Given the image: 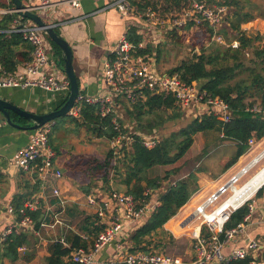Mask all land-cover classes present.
Masks as SVG:
<instances>
[{
	"label": "trees",
	"instance_id": "trees-1",
	"mask_svg": "<svg viewBox=\"0 0 264 264\" xmlns=\"http://www.w3.org/2000/svg\"><path fill=\"white\" fill-rule=\"evenodd\" d=\"M9 1L10 3H7L6 0H0V9L9 10L14 7L12 0ZM166 1L169 2L170 0ZM183 1L189 3L188 7L182 13L178 15L170 14V16H165L160 7L151 3V1L136 0L134 4L141 10L153 8L164 20H174L184 16L193 4V0H174L177 6H180ZM206 1L211 6L233 8V19L227 13L224 15L222 25L217 29L210 26L207 21L202 22L200 25L189 21L183 27L163 32L162 36L165 37L166 41L177 46H182L186 43L188 37L192 39L195 34L203 36L200 53L170 70L169 74H177L187 84L197 86L212 98L221 99L229 108L231 121L223 123L213 114L207 113L202 118L189 123L179 132L172 134L171 137L164 138L154 149H147L142 144L141 138L136 135L131 147L128 150L125 148L121 150L122 153L119 158L115 156L114 149L109 150L104 159L92 155H80L81 158L86 159V162L77 164L74 171L88 180L86 185H82L83 193L92 194L98 188V182L103 184L104 188L102 190L108 192L111 188V181L118 178H120V185L124 186L125 193L133 195L136 199L141 198L147 188L161 190L163 184L166 181L169 182L181 169L169 170L165 176L157 178H149L148 172L155 167L174 166L179 163L189 152L194 144L195 137L200 133L221 134L225 140H231L235 143L232 148L224 147L228 162L221 172L227 171L247 153L250 148V140L254 139L259 142L264 138V44L260 36L249 37L241 28L242 23H247L253 19L252 15L245 12L250 2L247 0V4L243 0ZM16 18H20L19 14L5 15L0 22V76L3 72L14 73L19 66H25L32 60L33 46L24 40L21 34L10 32ZM23 21L27 22L28 19H23ZM57 32L59 33V30ZM215 35L221 37L224 43L213 40ZM46 38L52 47L54 56L59 58L58 64L64 72L65 63L60 47L51 41L48 36ZM127 38L136 47L137 56H153L155 54L154 56L157 59L160 56V48L154 49L151 45L144 48L140 47V44L146 41V37L138 34V27H129ZM234 41L239 42V48L234 49L231 46ZM155 51L158 54L154 53ZM247 55L252 56L251 60H247ZM172 107H174V103L171 98L163 99L158 96H149L144 104L135 105L133 112H129L130 120L134 119L136 129L141 132L152 130L153 126L150 122L147 125L141 122L143 116L147 113L156 112L158 109ZM255 107L260 111H254ZM180 116V114H177L174 118L177 119ZM68 117L77 127L83 126L86 128L90 139H105L111 142L121 133H127L123 122H120V130L116 129L113 123L114 115L102 117L99 105L82 103L80 118ZM13 118L26 124L25 121L14 114ZM52 139L53 133L50 137V144L58 157L61 155V151L53 146ZM222 141L220 137L217 139L211 153L207 152L209 146H205L203 153L199 156V162L201 158L204 160L201 166L204 171H193L184 179L169 182L168 188L160 194V205L145 224L133 231L130 238L133 244V252H148L151 249L162 250L161 243L163 242L154 243L152 241L153 237L165 234L163 229L166 223L174 218L199 190L198 173L208 171V157L213 155L214 149L221 145ZM65 171H68V168L67 170L63 169V173ZM213 173H216V171L213 170ZM218 175L216 173L214 177ZM32 177L35 178L32 191L28 194L16 195L11 203L18 221L21 219L19 211L24 207V204L41 190V183L37 180V176ZM262 189L257 193L258 198L262 195ZM249 214L248 202L231 215L226 229L236 228ZM27 215L33 219L36 228L40 229L45 218L43 211L41 209L35 212L28 211ZM88 217L81 225L80 230L89 237V240L84 241L79 234L69 232L63 238L69 244V247L64 246L62 239L53 242L49 247L50 256L45 258V264H76L67 262L71 253L80 248L88 249L104 229L103 226L99 225L97 215ZM21 231L16 229L2 242L4 259L17 261L20 258V249L28 243V235ZM249 263L250 258H246L223 264Z\"/></svg>",
	"mask_w": 264,
	"mask_h": 264
},
{
	"label": "built area",
	"instance_id": "built-area-1",
	"mask_svg": "<svg viewBox=\"0 0 264 264\" xmlns=\"http://www.w3.org/2000/svg\"><path fill=\"white\" fill-rule=\"evenodd\" d=\"M80 1L67 0V3L74 8H79ZM108 2V7L115 8L124 18L135 19L139 23L138 34L145 37L147 34L155 35L157 32L163 34L162 32L183 27L189 21L196 22L198 25L207 21L210 26L217 29L222 25L227 11L226 7L211 6L206 0H193L190 10L184 16L179 19L164 20L153 8L141 10L134 4L136 0H108ZM25 6L41 17L42 12L48 13L49 8L54 6V1L41 0V4L37 8ZM1 13H7V11H1ZM11 13L18 14V11L14 10ZM23 19L20 17L15 20L10 32L21 34L24 40L33 46L32 60L24 66L22 74L3 72L0 76V90L36 88L54 93L70 92L71 85L68 78L59 74L62 72L59 64L50 57L47 35L43 28L29 19L27 22H24ZM53 26L57 27L55 24ZM214 40L224 43L222 38L216 35ZM146 45H148L147 39L140 44V47L144 48ZM239 45V42L234 41L231 46L237 49ZM154 55L137 56L136 47L127 38L126 33L113 47L105 64L104 74L109 91L93 97H87L81 93L70 111L69 116L79 119L82 103L99 105L102 117L115 116L113 123L116 129L120 130V122H123L127 133H121L120 136L111 141L112 149L115 150L117 158L121 156L123 148L128 150L131 147L136 135L141 138L142 144L147 149H154L162 142L158 135L144 136V134L136 132L134 126H130L129 123L125 124V118L119 111L118 104L120 101L126 102L129 107H134L139 103L144 104L149 96L159 95L163 96L164 99L171 98L174 105L182 110L190 112L198 106L206 111L204 114H213L223 123L231 121V113L226 103L219 98H212L195 85L187 84L177 74H162L155 66L156 57ZM254 111L259 112L260 109L255 107ZM54 127L55 122H50L40 129L32 131L26 147L16 153L12 160V165L16 170L37 176L42 187L46 181L55 180L59 182L64 178L63 172L56 167V154L50 144ZM256 145L257 142L254 139L250 140V148L247 152H251ZM255 159L201 201L185 221L186 234L193 241L195 258L192 261H185L155 249L148 252H133V248L121 241V237L125 233L129 236V232L144 224L160 205L159 199L156 198L158 196L157 190L147 188L139 199L115 190L109 191L105 195L101 193L86 195L87 205L96 209L95 214L100 218L99 225L103 226L104 229L88 249L74 250L67 262L96 264L98 256L109 246L114 245L116 253L107 261V264H223L246 258H250L249 264H264V237L249 239L246 247H235L229 257L224 253L227 247L241 240L244 236L246 237L250 227L264 225L262 213L259 219L254 221L253 214L257 210L250 203V214L236 228L230 230L226 229V225L230 221L231 215L239 208L228 207L222 212V205L230 198L231 194H234L240 186L246 184L254 176L250 175L259 164H253ZM247 178L249 179L245 182ZM53 197L61 209L60 214L64 213L68 207V199L57 186L53 190ZM41 208L38 196L26 202L19 211L20 221L14 217L15 222L3 232L2 241L16 229L29 230L37 237H41L40 231L36 230L33 219L27 215V211L35 212ZM6 210L9 215L15 216V210L11 204ZM56 223L61 225L62 221L58 218ZM45 227L46 225L42 223L41 228ZM51 227L55 226L52 225ZM77 234L81 236L82 240H89L86 234ZM61 241L65 247H69L64 239ZM21 250L24 251V248Z\"/></svg>",
	"mask_w": 264,
	"mask_h": 264
},
{
	"label": "crops",
	"instance_id": "crops-1",
	"mask_svg": "<svg viewBox=\"0 0 264 264\" xmlns=\"http://www.w3.org/2000/svg\"><path fill=\"white\" fill-rule=\"evenodd\" d=\"M22 1L25 5H29L34 8H37L41 4V0ZM53 1L54 6L49 8L50 10L47 11L48 13L42 12L41 17L47 24L57 25V31L59 30L60 35H62L63 38L70 44L74 53V70L81 88L82 95L93 97L107 93L109 91V86L106 83L104 74L106 61L109 59L113 47L120 41L122 36L128 32V28L131 26L138 27L139 23L135 21V19L124 18L115 8L108 7V0H81L79 8H74L71 4L67 3V0ZM246 1L247 0H243V2ZM6 2L10 3L9 0H6ZM249 2V7L245 9V12H248L250 15H252L253 19L247 23H242L241 28L249 37L260 36L262 43L264 44V0H249ZM246 3L248 4V2ZM226 9L227 11L225 15L229 13L230 18L233 19V8L228 9L226 7ZM14 10L15 6L11 7L9 10L0 9V22L5 15H15L14 13H11ZM1 11H7V13H1ZM15 20H17V18ZM159 33L160 32H157L153 38H158L156 35ZM147 37L150 38L149 36ZM153 38H151V40ZM157 42L159 43L160 40L158 39ZM48 48L50 57L58 64L59 58L54 56L49 42ZM23 70L24 66L22 65L19 66L15 72L22 74ZM61 71L63 70L61 69ZM59 74L67 78L65 72H60ZM69 93V91L54 93L36 88H7L0 90V97L11 101L13 104L18 105L23 109L42 115L60 109L68 99ZM118 106L120 107L119 111L123 115V118L127 119L128 116L126 114V110L127 108L131 107H129L124 101H120ZM64 126L65 129H69L67 127H70V124H65ZM30 133L31 132H24L12 127L6 121H4L3 116L0 113V264H11L12 262L3 258L2 235L3 232L15 222V218L6 212V208L13 202V199L16 195L30 193L33 189L32 187L35 184V178L31 175H27L24 172L18 171L16 169H11L13 166L12 160L14 155L26 147L29 141ZM107 142L109 143L110 149H112L111 142L107 140L105 141V139H96L95 144L97 147H99L100 145L104 146V144ZM222 142L223 143L221 145L224 144V141ZM228 143L232 145L231 142ZM261 145L262 141L257 142L256 147H254L251 152H247L238 160L235 165L227 170V174H234L242 167L253 161L257 154L261 152L259 151V147ZM233 146H235V144L232 145V147ZM60 149L61 148H59V150ZM97 151L98 150L95 149V152ZM67 152L69 151L66 149H61V155L58 157L56 155V167L62 172L63 169L67 170V168H70V170L75 172L74 168L76 170L77 164H72L71 159L69 158L70 156ZM93 153L90 154L94 156ZM101 157H104V155ZM249 157L251 158L246 161V159ZM221 161L222 160L218 161V163ZM211 163L212 162L209 164ZM65 172L66 173H63L64 178L68 171ZM209 175L213 176L214 174ZM64 178L59 182L55 180L46 181L44 186H41L40 192L35 194V196L40 198L42 207L41 210L47 215L51 214L54 210H56V208L61 211L53 197V190L57 186L68 199V205L73 204L77 206V201H82L86 209L93 211L94 214L92 215L95 216L96 209L87 205L85 198L87 194L83 193L81 189L82 185H86L88 183V180H82L81 178L76 177L75 180H71L70 178L69 182H66L64 181ZM216 178L217 177H214L213 180ZM223 179H225V177L220 178L217 181L219 182V186L224 183V181H222ZM218 185L215 186L219 187ZM211 186L212 185L209 183L206 187L203 185L200 186V189L192 196L190 201L179 211V213L168 223H166L163 229L165 234L162 236L159 235L158 237H153L152 241L154 243L163 242L161 243L162 250L159 251L166 252L163 249L170 248L165 247L169 244L171 246V252L173 253L172 255L175 257L181 258L185 261H192L195 258V253L193 251V241L186 234L184 225L185 221L193 213L194 209L199 205V203L211 193H213V190L210 191ZM96 193L105 195L107 191L105 192L102 189H95L92 194ZM157 193L158 196H156V198L159 199L161 191L157 190ZM62 214L61 216H63ZM262 215H264V211H262ZM98 222H100L99 217ZM256 226L259 225H253L250 227L246 237L244 236L241 240L234 242L231 246L227 247L224 252L225 255L229 257L235 247H246L249 239L264 237V229H261V231H253V228H256ZM64 231L65 230L62 228L60 229L58 234L61 235H59L60 237L58 239H63V236H66ZM68 231L74 232L73 228H71V230L68 229ZM132 233L133 231L129 232L130 237L126 233L121 237V241L127 243L131 248H133V244L130 239ZM34 236L36 237V240L31 239L27 245L23 247L24 251L20 249V257L22 260H24V264H36V261L41 258L43 259V264H45V258L50 256L49 245L58 239L53 238V240H44L42 236ZM115 253V246H109L101 253L100 256H98V261L96 264H107V261L111 259Z\"/></svg>",
	"mask_w": 264,
	"mask_h": 264
},
{
	"label": "rangeland",
	"instance_id": "rangeland-1",
	"mask_svg": "<svg viewBox=\"0 0 264 264\" xmlns=\"http://www.w3.org/2000/svg\"><path fill=\"white\" fill-rule=\"evenodd\" d=\"M147 1H151V3H153L154 5L159 6L162 13L165 16H170V14L178 15V14L182 13L183 10H185L189 5V3L186 1H183L180 4V6H177L175 4L174 0H170L169 2H167L166 0H147ZM147 36H149L150 38H148ZM147 36H146V39H147L148 43L150 41V43L148 45H151L154 49L160 48L161 54L158 57V59L155 60L156 61L155 66L156 67L158 66L157 68L162 74H168L170 70L179 66L182 62H184L186 60H190L195 54H199L200 53V47L203 45V44H201V42L203 41V36L199 35V34L198 35L195 34L194 37L192 38L193 40L188 37L187 38L188 40L186 39V43L182 44V46L173 45V44L167 42L165 37L162 36V34L156 35V36H158V38L157 37L153 38L154 35H150V34H147ZM151 38H153V39L151 40ZM158 39L160 40L159 43L157 42ZM213 40H214V38H213ZM48 42L49 41L47 39V43ZM154 53H156V51ZM156 54H158V53H156ZM247 56H248L247 60H251L252 56H250V57H249V55H247ZM158 97H161L164 99L163 96L158 95ZM174 107L168 108V109H158L156 112L147 113L143 116V119L141 120V122H143L144 125H147L150 122L151 125L153 126L152 130H146L144 132H141V131L136 129L134 119H132V121H131L130 120V114H129V112H133V110H134L133 107L127 108L128 111L126 110V114L128 117H127V119H125L124 123L125 124L129 123L130 126H134V130L136 132H140V133L144 134V136H157L158 135L160 137V141H162L164 138L166 139L168 137H171L172 134L179 132L182 128H185L192 121L197 120L199 118H202L205 115L204 112H206L205 110H202V108H200L198 106L196 108L192 109L190 112H188V110H182L180 107H177L175 105H174ZM177 114H180L181 116H180V118L175 119L174 116H177ZM64 123L70 124V127H67L69 129H65ZM55 124H56V128L53 130V139H52L53 142H52V144H53V146L57 147L58 149L61 148V149L68 150L69 152H67V153L70 156L69 158L71 159L72 164H74V165L79 164V163L84 164L86 162V159H83L80 157V155H82V154L85 156H91L90 153L94 152L93 153L94 156H96V157L98 156V158L104 159L106 157L107 153L109 152V150H111L108 142L106 144H104V146L100 145L102 147H100V146L97 147L95 144L96 139L95 138L90 139L89 133H87L86 128H84L83 126L77 127L75 123H72L71 119L68 116L64 117L63 119H59V120L55 121ZM27 125L30 126L31 124L27 122ZM219 137L221 140L224 141V144L218 145L214 149L213 155L208 157L209 158L208 163L212 162L211 164L208 165V171L205 173L204 172L198 173L199 189H200V186L203 185L204 187H206L209 183L212 185L210 188V191L213 190L212 192H214L218 188L215 185L219 184V182H217V181L220 178L225 177V179L222 180L225 182L233 174V173L227 174L228 172L225 170L223 172H221V171L223 169H225L226 163L228 162L227 157H225L226 149L224 147H226V148L231 147L232 148V145L235 144L232 141H226L223 138V135H221V134L218 135L217 133H215V134H210V133L198 134L194 139L193 146L191 147L189 152L186 154V156L179 163H177L174 166L155 167L151 171L148 172L149 178L163 177V176H165L167 171L175 169V168H180L181 171L179 173L177 172L178 174L173 176L171 178V180L169 181V182H172L173 180L186 178L193 171L203 170L201 166H202V162L204 160H203V158H201V161L199 162V156L203 153L205 146H209V148L207 149V152L211 153L212 149L214 148V144ZM261 141H262V145L259 147V151H261V152H259V154H257V156H256L257 158L255 159V161H257L256 163H259V164L257 165V167L254 169L253 173L250 176L255 175L260 169H262L264 167V155H263L264 154V138ZM228 142H231L232 145H230ZM106 146H107V148H106ZM89 148H91V149H89ZM61 149H60V151H61ZM95 149H97L98 151L95 152ZM103 155H104V157H101ZM250 158L251 157L247 158L246 161H248ZM220 160H222V161L219 163H213V162H218ZM213 170H214V172L216 171V173L219 174L215 180H213V178H214V175L216 173H213ZM220 172H221V174H220ZM209 174H212V175L214 174V175L211 176ZM27 175H29V174H27ZM76 177H79L82 180H87V179H84L80 174L75 173L72 170H70V168H68V173L66 174L64 181L69 182L70 178H71V180H75ZM249 178H247L245 180V182ZM71 182H73V181H71ZM169 182L166 181V183L163 184V187L160 190L161 192H164L168 188ZM100 186H101V188H100ZM110 186H111V188L109 189V191L115 190L118 192H125L124 186L120 185V178L113 179L110 183ZM243 186H240V188ZM102 188H104L103 184L101 182H98V188H96V189H102ZM262 191L263 192H262V195L260 198L257 197V193H258L257 192L254 196H252V199L250 198V200L248 201L257 210L255 212V214H253L254 221H257V219H259L262 211H264V187H263ZM231 196H232V194H231ZM77 202H78L77 206L73 205V204L68 205L66 212L64 214H62L63 216H61L60 210L58 208H56V210H54L49 215H47L46 213L43 212L45 214L43 224H45L46 227L45 228L40 227V229H42V231H40V229H37V228H36V230L40 231V235L43 237L44 240H53V238L58 239L60 237L59 235H61V234H58V232L60 231L61 228L63 230H65L64 233L66 235L69 232H71V231H68V229L71 230V228H73L74 232L82 234V232L80 230L81 225L84 223L86 218H89L88 216H94V215H92L94 213H93V211L86 209V207L83 205L82 201H77ZM6 212H7V210H6ZM13 217H16V216H13ZM57 217L62 221V223H61L62 226L56 223V220L58 219ZM16 219H17V217H16ZM45 220H46V222H45ZM52 225H54L55 227L52 228L51 227ZM35 227H36V225H35ZM261 229H264V226H256V228L255 227L253 228V231H256V230L261 231ZM22 231L24 234L28 235V242L31 239L36 240V237L34 236L33 232H31L29 230H22ZM166 245H167V243H166ZM165 247L171 248V246L169 244ZM170 248H165L163 250L172 255L173 253L171 252ZM23 262H24V260H22L20 257L17 261H12L11 264H24ZM36 264H43V259L41 258V259L37 260Z\"/></svg>",
	"mask_w": 264,
	"mask_h": 264
},
{
	"label": "water",
	"instance_id": "water-1",
	"mask_svg": "<svg viewBox=\"0 0 264 264\" xmlns=\"http://www.w3.org/2000/svg\"><path fill=\"white\" fill-rule=\"evenodd\" d=\"M12 2L14 3L15 10L18 11L20 17L29 19L40 28H43L44 33L50 38V40L55 42L60 47L62 58L65 63L64 72L71 85L69 97L64 105L58 110L42 115L30 112L16 104H13L11 101L0 97V113L2 114L4 121L18 130L32 132L40 129L50 122H55L60 118L69 116L71 109L75 106L76 101L81 94V88L74 70L73 50L68 41H66L63 36L57 32L56 28L58 27L47 24L37 13L29 10L22 0H12ZM13 114L22 121H25L26 124L28 122L31 125L29 126L17 121L12 117ZM11 169L13 170L15 167L12 166Z\"/></svg>",
	"mask_w": 264,
	"mask_h": 264
},
{
	"label": "bare ground",
	"instance_id": "bare-ground-1",
	"mask_svg": "<svg viewBox=\"0 0 264 264\" xmlns=\"http://www.w3.org/2000/svg\"><path fill=\"white\" fill-rule=\"evenodd\" d=\"M256 162L257 161L253 162V164ZM263 187L264 167L260 169L243 187L237 189L236 192L232 194V196L222 205V212L227 210L228 207L237 209L240 208L248 200H250V198L252 199V196H254Z\"/></svg>",
	"mask_w": 264,
	"mask_h": 264
}]
</instances>
